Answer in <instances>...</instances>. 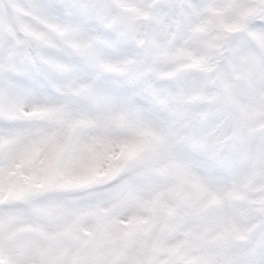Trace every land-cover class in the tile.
Instances as JSON below:
<instances>
[{
    "label": "snow or ice",
    "instance_id": "6c2138e0",
    "mask_svg": "<svg viewBox=\"0 0 264 264\" xmlns=\"http://www.w3.org/2000/svg\"><path fill=\"white\" fill-rule=\"evenodd\" d=\"M0 264H264V0H0Z\"/></svg>",
    "mask_w": 264,
    "mask_h": 264
}]
</instances>
